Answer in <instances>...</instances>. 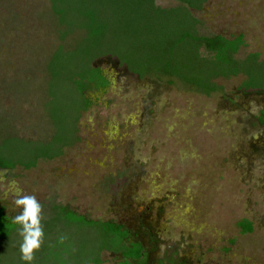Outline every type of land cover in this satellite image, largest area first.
Returning <instances> with one entry per match:
<instances>
[{
  "label": "rangeland",
  "instance_id": "374dc122",
  "mask_svg": "<svg viewBox=\"0 0 264 264\" xmlns=\"http://www.w3.org/2000/svg\"><path fill=\"white\" fill-rule=\"evenodd\" d=\"M193 13L201 33H243L238 56L264 58V0H209ZM60 30L50 0H0V141L52 138L48 64L60 45L75 41L61 39ZM95 66L109 83L86 91L91 104L79 139L31 169L0 168L5 213L14 218L22 211L17 196L34 195L42 217L61 204L122 223L145 247L133 264H264V125L257 119L264 92L240 90L242 76L217 78L224 91L206 95L141 79L114 57ZM244 219L253 232H242ZM102 258L119 261L109 251Z\"/></svg>",
  "mask_w": 264,
  "mask_h": 264
},
{
  "label": "trees",
  "instance_id": "16d2710c",
  "mask_svg": "<svg viewBox=\"0 0 264 264\" xmlns=\"http://www.w3.org/2000/svg\"><path fill=\"white\" fill-rule=\"evenodd\" d=\"M156 1L50 0L61 39L75 36L73 46L60 45L48 64L45 108L55 132L50 140L6 136L0 141V168L31 169L40 160L62 156L79 139L78 122L91 104L86 91L109 83L95 66L106 56L141 79L180 82L206 95L224 91L217 78L237 76L243 77L240 90L264 92V58L259 52L238 56L246 46L243 33L228 37L200 32L203 21L193 10H202L209 0H174L178 5L171 7ZM257 119L264 125V108ZM49 210L41 219L43 243L31 264H110L103 251L115 254L117 264H133L145 255L143 243L132 240L122 223L93 219L67 205L52 204ZM12 219L0 207V264H28L21 259L20 225ZM238 225L243 233L254 231L249 219Z\"/></svg>",
  "mask_w": 264,
  "mask_h": 264
},
{
  "label": "clouds",
  "instance_id": "9594fccd",
  "mask_svg": "<svg viewBox=\"0 0 264 264\" xmlns=\"http://www.w3.org/2000/svg\"><path fill=\"white\" fill-rule=\"evenodd\" d=\"M17 207L22 208L20 214L12 219V223L20 225L19 235L22 237L20 245L21 259L28 264L35 259V252L43 243L44 232L41 225L42 206L34 195H18L14 201ZM65 237L60 238V243Z\"/></svg>",
  "mask_w": 264,
  "mask_h": 264
}]
</instances>
